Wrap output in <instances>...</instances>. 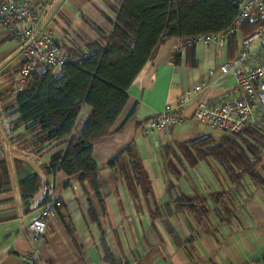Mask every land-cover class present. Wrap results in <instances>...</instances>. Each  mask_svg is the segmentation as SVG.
Wrapping results in <instances>:
<instances>
[{"label":"crops","instance_id":"obj_1","mask_svg":"<svg viewBox=\"0 0 264 264\" xmlns=\"http://www.w3.org/2000/svg\"><path fill=\"white\" fill-rule=\"evenodd\" d=\"M24 1L39 12L41 27L51 29L66 51L81 53L93 42L106 43L119 8L114 0ZM235 39V50L230 40L223 47L177 38L160 45L132 83L111 135L94 145L98 198L82 184V173L47 171L52 156L67 149L69 138L43 141L38 127L21 122L14 82L25 61L23 47L0 23V264H22L34 245L29 225L53 195L64 206L46 231L38 264H110L107 256L114 264H264V166L257 178L243 175L234 181L220 163L198 158L189 147L193 160L183 162L179 175L165 170L166 149L172 152L173 145L204 134L206 125L192 120L198 105L238 94L234 75L220 70L238 52ZM200 83L205 89L185 108V120L171 136L142 130L147 120L174 107L185 89ZM92 114L93 108L84 105L73 136ZM129 144L146 174L133 195L108 165ZM35 175L40 185L29 194L24 183ZM184 196L190 200H180ZM92 205L97 220L90 216Z\"/></svg>","mask_w":264,"mask_h":264},{"label":"trees","instance_id":"obj_2","mask_svg":"<svg viewBox=\"0 0 264 264\" xmlns=\"http://www.w3.org/2000/svg\"><path fill=\"white\" fill-rule=\"evenodd\" d=\"M114 1L119 5L117 19L106 43H91L86 55L70 51L78 62L68 64L61 73L56 74L53 67L43 64L41 68L36 67L19 93L16 111L22 123L39 128L44 135L41 140L69 138L67 149L52 156L47 171L82 173V184L89 186L98 198L102 194L99 168L93 158L94 145L111 135L128 102V91L146 63L167 39H193L228 30L240 10L239 0ZM258 27L259 23L254 22L244 28V33ZM230 46L236 49L235 36L231 37ZM84 105L91 106L93 114L82 132L73 136ZM243 132H246L244 137L224 136L218 141L207 135L191 146L198 158L211 157L220 163L232 180L239 181L243 175L255 179L260 167L255 163L257 145L264 142V136L253 129ZM108 165L126 182L132 195L146 177L131 144L113 155ZM39 185V176H32L24 183L25 192L33 194ZM180 200L190 199L184 196ZM195 207L192 210L196 211ZM90 216L98 219L93 205ZM105 259L114 264L111 256Z\"/></svg>","mask_w":264,"mask_h":264},{"label":"built area","instance_id":"obj_3","mask_svg":"<svg viewBox=\"0 0 264 264\" xmlns=\"http://www.w3.org/2000/svg\"><path fill=\"white\" fill-rule=\"evenodd\" d=\"M239 13L232 26L219 33L193 39H179L180 43L223 47L232 36L237 38V54L220 65L223 74L232 73L235 79V96H222L206 100L194 110L192 120L211 128L230 133L253 129L264 136V0H239ZM258 22L257 30L244 33V28ZM0 23L21 42L25 61L17 72L16 89L24 90L28 77L38 64L51 66L61 73L68 64L78 59L66 51L51 29L41 27L39 12L24 0H0ZM86 50L83 54H88ZM214 70L211 73L214 74ZM205 89L202 83L185 89L174 107H167L147 120L142 130L146 134L161 132L171 136L176 126L184 122V110ZM168 145L171 141H168ZM63 201L51 196L29 225L34 245L23 255L22 264H38L41 245L49 225L59 217Z\"/></svg>","mask_w":264,"mask_h":264},{"label":"rangeland","instance_id":"obj_4","mask_svg":"<svg viewBox=\"0 0 264 264\" xmlns=\"http://www.w3.org/2000/svg\"><path fill=\"white\" fill-rule=\"evenodd\" d=\"M42 67V64H38L37 65V68H41ZM203 131H204V134L203 135H200V136H196L194 138H191L185 142H183V144H177V145H173V147L171 148L172 152H168L167 149H166V172L169 173V175L171 174L173 177L174 175L173 174H176V175H179L180 174V168L183 167V162L184 161H188V160H193V156L194 154H197L196 152L197 151H193V153H187L186 152V148H189L191 147L192 148V142L196 141V140H199L207 135H212L213 138L218 141L220 140L222 137L224 136H232V137H235V136H238L239 134V138L240 136L241 137H244V135L246 134V132H243V133H230V132H227V131H224V130H221V129H217V128H211L209 126H203ZM206 134V135H205ZM250 140H252L253 138L249 137ZM168 141H171V144H173L171 138H169ZM254 142L256 145V142L255 141H252ZM259 148H258V157L256 158V165L260 166L259 169L261 167L264 166V142L262 143H258ZM177 147V148H176ZM176 148V149H175ZM195 149V148H194ZM174 151V152H173ZM197 156V155H195ZM208 159V158H207ZM209 160H215L213 158H209ZM216 161V160H215Z\"/></svg>","mask_w":264,"mask_h":264}]
</instances>
